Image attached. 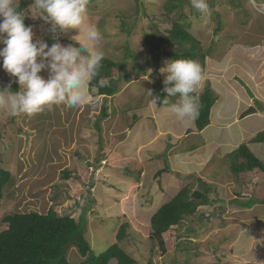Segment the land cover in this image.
<instances>
[{
	"label": "rangeland",
	"instance_id": "rangeland-1",
	"mask_svg": "<svg viewBox=\"0 0 264 264\" xmlns=\"http://www.w3.org/2000/svg\"><path fill=\"white\" fill-rule=\"evenodd\" d=\"M255 1L259 3L258 0H208L212 15L203 16L191 7L190 0H90L86 23L94 24L102 34L95 45L105 53L102 62L113 61L122 65L120 71H115L117 67L112 69L110 76L113 78H117L119 73H129V77L116 82V92L110 97H104L96 92V88H91L96 94L93 100L98 99L99 103L81 105L82 109L76 111H73L75 107H66L68 114L60 105H53L51 109L46 107L31 117H11L0 109V166L11 172V180L5 185L0 200V231L6 228L2 218L7 214L21 211L45 213L54 208L61 214L75 216L77 220L84 217L79 219L80 226L87 228L85 237L90 240L95 253L113 243L118 225L127 222V236L120 245L135 259V264H264L262 171L256 172L255 184L250 185L245 193L258 200L254 206L245 210L226 209V213L219 210L212 215L208 212L213 208L199 206L198 213L203 210L208 213L207 217H202L204 223H210L207 229L199 228L204 223L187 218L184 224L164 232L163 246L149 236V218L160 205L185 185L193 189L201 187V181L197 183L196 176L182 177L175 170L170 171L175 165L167 161L168 156H177L182 146V149L191 145L206 146L207 142L202 134L182 138L179 142L171 133L162 135L160 129L165 127L160 124L167 126L169 120V127L173 130L184 127L182 133L191 128L194 130L195 123L181 124L168 105L151 104L146 90L152 89L154 94H159L164 79L160 69L168 61L163 55L169 51L167 49L163 54L157 52L159 55L154 60L147 50L146 41L150 43L148 38L157 34V28L163 34L165 28H171L172 22L178 21L192 38L199 39L198 52L208 53L212 62L220 61L221 52H236L233 46L241 48L242 41L248 43L247 40L253 38L251 32L264 33V30L256 32L255 24L264 16L255 12ZM229 5L234 7L232 13L227 11L229 8L224 9ZM170 8H173L171 12ZM18 10L24 15L25 26L32 27L34 39L43 40L49 46L57 42L55 37L63 45L84 39L82 30L74 39L72 37L77 34L75 29L50 32L33 0H20ZM160 19L164 22L158 21ZM242 22L249 26L242 25ZM262 22L264 24V20ZM153 25L159 27L154 28ZM167 42L169 45L165 47L170 52H183L191 40H178L177 36L170 35ZM262 44L261 48L264 40ZM141 57L149 59L147 63V60L143 61L144 65L148 64L146 73H132V70L143 67L139 60ZM157 64L160 66L156 67ZM199 64L204 73L207 64L205 61ZM214 68L207 72L214 71ZM222 72L223 69L215 75ZM228 73L230 75L231 69ZM48 74L47 70L40 73L45 78ZM15 80L3 69L0 58V85ZM217 83L203 76L194 94L200 96L209 91L217 103L220 101L217 85L222 84ZM234 84L237 85L235 80ZM247 85L250 86L251 82ZM163 94L167 96L164 91ZM248 98L254 99L247 94L245 101ZM178 99V96L171 97L169 102L175 103ZM62 124L69 128L63 129ZM145 135L148 138L143 137ZM252 139L247 147L264 160L261 155L264 143H253ZM159 144L160 147H157ZM101 154L105 157L99 158ZM219 161L210 159L207 163L213 175L219 171ZM167 164L169 171L157 175L158 170ZM177 168L181 173L185 172L179 163ZM66 170L71 173L70 176H65ZM203 176L207 177V173ZM244 178L252 183L250 176ZM216 189L219 190V187L216 186ZM214 193V190L210 191L211 196ZM233 203L239 204V201ZM222 220L225 225L221 224ZM190 224L195 232L186 231V226ZM67 254L70 261L75 262L79 258L74 246ZM115 263L114 260L111 262Z\"/></svg>",
	"mask_w": 264,
	"mask_h": 264
},
{
	"label": "clouds",
	"instance_id": "clouds-1",
	"mask_svg": "<svg viewBox=\"0 0 264 264\" xmlns=\"http://www.w3.org/2000/svg\"><path fill=\"white\" fill-rule=\"evenodd\" d=\"M33 3L42 14L40 18L49 25L50 32L75 29L77 34L72 37L74 39L82 30L84 39L63 45L55 37L57 42L49 46L43 40L34 39L32 27L25 26L24 15L18 10L20 0H0V45H3L0 47V58L3 69L16 78L18 85L15 91L10 84L0 89V109L11 117H31L46 107L51 109L53 105L73 108L99 103L98 99L93 100L96 94L91 92V88H96L97 92L99 88L110 86V82L99 79L97 87H89L98 77L105 58V53L95 47L102 34L94 24L86 23L90 0H33ZM190 3L203 16L212 15L208 0H190ZM253 7L258 15L264 16V5L254 3ZM227 11L233 12L232 9ZM204 59L168 60L160 69L164 74L163 91L167 96L161 99L152 89H147L151 104L168 105L181 124L195 122L202 105L199 96L193 94L203 80V68L199 63ZM42 70L48 71L47 78L40 75ZM177 96L179 99L170 104L169 98Z\"/></svg>",
	"mask_w": 264,
	"mask_h": 264
},
{
	"label": "trees",
	"instance_id": "trees-1",
	"mask_svg": "<svg viewBox=\"0 0 264 264\" xmlns=\"http://www.w3.org/2000/svg\"><path fill=\"white\" fill-rule=\"evenodd\" d=\"M22 1L25 2L28 0ZM172 10L173 8H170V12ZM168 16L169 15L166 17ZM158 21L164 22V20L161 19ZM257 22L260 23V28L264 30V26L261 25L262 20L259 18ZM153 27L157 28L159 26L153 25ZM166 33H168L167 36L164 35ZM250 34L255 37L254 40L256 39L262 43V40L258 39L260 37H258L255 33L251 32ZM170 35L177 36L178 40H191V43L190 45H187V48H185L183 52H170L169 48L165 47L166 45H169L167 40L170 38ZM148 39L150 43L146 41V44L149 46L147 50L151 52L153 55L152 59L154 60H156L159 55L157 52H162L160 54H163L164 52H167V49L169 52L163 56H165L168 60L178 58L203 60L208 54L200 50L199 52L197 51L199 42L192 38V36L182 27H180L178 21L172 22L171 28H165L163 34L162 31L157 28V34L155 36H150ZM71 43L75 44V41H71ZM166 58L165 60L167 61ZM139 60L142 64L143 61L147 60L146 63L149 61L148 57H141ZM142 66L143 67L137 71L132 70V73H143L144 75L148 64H143ZM159 66V64L156 65V67ZM113 68H116L115 71H120L123 67L118 62H102V67L98 77L92 81L89 87H97V81L99 79H108L110 86L99 88L97 92L98 94L106 96L113 95L117 89L116 82L121 80V78L129 77V73H119L117 78H113L110 76ZM157 73H159V71ZM9 84L11 85L13 91L17 90L18 85L15 81L1 83L0 89L7 87ZM163 88L164 85L161 86L158 94L161 99L164 98ZM199 98L202 107L199 118L194 122L195 128L198 131L208 126L210 109L215 102V98L209 91L203 92ZM103 111V115L105 117V109H103ZM252 112H254V109H249L243 115H247ZM96 127L97 129L100 128L97 122ZM252 140L254 142H264V129L258 132ZM103 157H105V154L99 155V158ZM231 157L235 163L240 157L239 163L233 165L232 170L235 172H242L245 170L249 171L256 168L264 172V162L254 155V153L247 147L246 143L240 144L237 149L231 153ZM95 159L97 161L96 157L94 160ZM99 163L101 164V162H98L97 164ZM168 171L169 165L167 164L164 168L158 170L157 175ZM64 172L65 176L71 175L68 170ZM10 180L11 172L0 166V200L3 197L5 190L4 187L9 184ZM200 186V188L196 187L193 189L189 185H185L180 188L167 202L159 206V208L149 218L151 229V233L149 234L150 238L157 239L158 244L163 246L164 232L170 228L173 229L180 224H184L187 218H192L197 223H204L202 219L204 215L207 217L208 213L212 215L213 213L219 212V210L225 212V206L222 207L220 204L224 203V205H226L225 201L219 198L216 199L214 195L211 196L208 184L205 185L200 183ZM250 202L252 203L249 204ZM256 202H258V200L250 198L247 203L242 202L239 204V207L234 205L231 209L245 210L246 208L252 207ZM199 206L213 208V211L207 213L203 210L198 213L197 209ZM219 217H221L220 214ZM79 219L77 220L75 216L70 214H61L54 208H49L45 213H39L36 211H21L5 215L2 218V221L6 223V228L0 231V264H111L113 260L116 262L115 264H135V259L124 251L120 245V243L127 236V227H129L127 222H123L118 225L113 243H111L103 251L95 253L94 250L91 249L90 240L85 237L87 228L85 227L83 229L80 226ZM209 224L210 223L206 222L204 223V226L200 225L199 228L205 230L209 227ZM221 224L225 225L226 223L222 220ZM191 228H194V226L191 224L187 225L186 231H196ZM244 232L246 233L248 231ZM245 233H243V237L245 236ZM223 240L226 239L223 238ZM71 246H74L79 253V258L75 262L70 261L68 258L67 253ZM176 263H181V261H176ZM184 263H186V261H184Z\"/></svg>",
	"mask_w": 264,
	"mask_h": 264
},
{
	"label": "crops",
	"instance_id": "crops-1",
	"mask_svg": "<svg viewBox=\"0 0 264 264\" xmlns=\"http://www.w3.org/2000/svg\"><path fill=\"white\" fill-rule=\"evenodd\" d=\"M258 2L259 3L255 1L256 4L264 5V0H258ZM227 8L234 9L231 5L224 9ZM260 18L262 20V17ZM243 22L242 25L249 26L248 24H243ZM255 25L257 26L256 32L260 30L263 31V29L260 28V23L257 22ZM261 25L264 26L263 22ZM247 31L249 30L247 29ZM255 34L260 37L258 39L264 40L263 32ZM254 38L255 37L250 41L247 40L248 43L242 41L241 48L236 45L233 46L239 54L236 52H221L219 54L221 58L220 61L212 62V59L208 57V54L206 55L204 61L207 64V67L204 69L205 74L203 76L208 77L209 80L214 83H222L220 86L217 85L220 101L217 103L215 101L210 109L208 126L204 127L201 131H197L194 127V130L191 128L182 133L184 127H181L178 131L173 130L169 127L170 120L167 126L160 124L165 127V129H162L164 131L160 129L162 135H168L171 133L174 138L179 139L175 140L177 142L182 138H188L195 134H202L204 136L205 141L207 142L206 146L191 145V147L186 149H182V146L181 151L177 152V156H168L167 161L174 164L176 168L171 169L170 171L175 170V172L182 177L194 175L197 177V183L198 181H201L202 184H208L210 187L209 191L214 190L216 192L213 194L214 197L225 201L226 205L224 208L227 210H232L231 207L234 205L239 207L240 203L252 198L250 193H248L247 196L245 193L246 190L248 191L250 185L255 184V174L257 171H260L259 169H254L246 172H235L232 168L234 164L239 163L240 157L236 163L231 157V153L236 150L240 144H247L256 133L261 131V129H264V61L262 60L264 58V46L261 48L263 44L256 39L254 40ZM258 52L261 54H258ZM211 67H215L214 71L208 73L207 71H209ZM222 69L223 72L221 75H215V73L220 72ZM229 69H231L230 75L228 73ZM236 77L241 78L247 84L251 82V85L247 86L252 90L254 99L248 98V100L245 101L247 94L244 89L241 90L236 81ZM227 80L229 82H227ZM234 80L237 85L234 84ZM60 107H62L63 110H66L65 114H68L65 105H60ZM81 109L82 107H75L73 108V111ZM249 109H254V112L243 115ZM62 125L63 129L69 128L66 124ZM155 135L156 134H154V136ZM143 137L148 138L146 135ZM253 143L262 144L264 142ZM142 145H144V143H142ZM160 145L161 144L157 147H160ZM262 148L261 155L264 158V147ZM257 158L264 162L260 157ZM169 159L172 160V162ZM210 159L220 160L218 162L219 171L215 175H213L211 167L207 164ZM177 163H179L180 168L185 169L184 173H181V170H177ZM205 173H207L208 178L203 176ZM218 174H220L219 177ZM245 176L253 178L252 183L246 180L244 178ZM216 186L219 187V190L216 189ZM242 196H245L246 198ZM235 201H239V204L233 203ZM254 205L255 204H253V206ZM232 211H235V209Z\"/></svg>",
	"mask_w": 264,
	"mask_h": 264
},
{
	"label": "water",
	"instance_id": "water-1",
	"mask_svg": "<svg viewBox=\"0 0 264 264\" xmlns=\"http://www.w3.org/2000/svg\"><path fill=\"white\" fill-rule=\"evenodd\" d=\"M236 80L241 84V86L244 88V90L247 92V94L250 97H254V94L252 90L250 89V87H248L247 84L241 78L236 77Z\"/></svg>",
	"mask_w": 264,
	"mask_h": 264
}]
</instances>
